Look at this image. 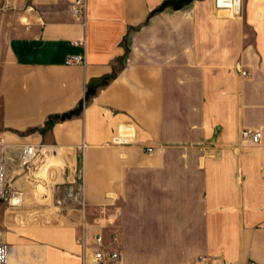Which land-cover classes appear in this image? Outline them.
<instances>
[{"label":"crops","instance_id":"obj_1","mask_svg":"<svg viewBox=\"0 0 264 264\" xmlns=\"http://www.w3.org/2000/svg\"><path fill=\"white\" fill-rule=\"evenodd\" d=\"M73 2L0 0V136L43 158L0 200L9 264H94L97 235L106 264H264V0Z\"/></svg>","mask_w":264,"mask_h":264},{"label":"built area","instance_id":"obj_2","mask_svg":"<svg viewBox=\"0 0 264 264\" xmlns=\"http://www.w3.org/2000/svg\"><path fill=\"white\" fill-rule=\"evenodd\" d=\"M235 10L239 9V0H231ZM73 14L77 17H84L86 13V0H74L72 4ZM69 64H85L84 55L77 54L67 59ZM242 136L254 143H259L262 139V132L259 130L244 129ZM117 143H127L128 137L119 135L115 137ZM152 152L153 148L149 147ZM41 148L35 144L24 143L19 145H9L0 136V200L10 206L17 207L22 204L23 192L21 189L14 188L11 180L12 173L28 174L30 170L42 162ZM60 206L66 209H76L85 217L88 201L85 195V181L83 177L69 183L63 191L62 197L58 200ZM97 250L94 254V264H106L110 261H120L121 254L118 251L108 250L104 245L101 235L96 237ZM10 245L0 240V264H9ZM249 264H258L251 261Z\"/></svg>","mask_w":264,"mask_h":264},{"label":"rangeland","instance_id":"obj_3","mask_svg":"<svg viewBox=\"0 0 264 264\" xmlns=\"http://www.w3.org/2000/svg\"><path fill=\"white\" fill-rule=\"evenodd\" d=\"M48 169V167H47V165H45L44 167H43V169L41 170V172H39L37 175L38 176H46V170ZM2 201V200H1Z\"/></svg>","mask_w":264,"mask_h":264}]
</instances>
